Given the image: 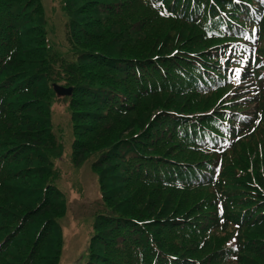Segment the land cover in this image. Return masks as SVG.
I'll return each mask as SVG.
<instances>
[{
    "label": "rangeland",
    "instance_id": "374dc122",
    "mask_svg": "<svg viewBox=\"0 0 264 264\" xmlns=\"http://www.w3.org/2000/svg\"><path fill=\"white\" fill-rule=\"evenodd\" d=\"M66 1L40 0L50 56L57 62L48 77L52 95L48 104L49 128L59 148L48 157L56 176L46 175L48 185L58 188L66 202L65 214L57 219L63 235L57 264H87L90 250L100 249L99 239L92 242L98 224H109L119 236L145 239L134 246L142 253L140 264H152L153 255L160 250L145 226L163 233L162 246L163 242L167 245L163 248L182 254L193 264H264V80L258 84L261 90L248 83L234 37L236 26L247 24L252 8L264 19V0H202L199 7L195 4L200 0H194L187 8L198 15L196 19L183 18L185 5L179 12L176 7L156 10L154 6L162 4L159 0H124L109 9L110 17L105 16L107 11L98 15L95 2L80 7L87 1ZM85 11L93 20L90 30L94 34L85 44L110 54L108 59L115 61L116 71L98 77L109 92H115L105 101L114 104L115 98L120 106L131 99L140 101L135 112L117 123L116 130L134 138L148 133L140 137L141 148L134 142L128 149L121 143L117 149L103 146L111 138H98V134L107 126L102 129L103 118L92 114L105 106L96 100L87 105L84 100L79 105L86 110L82 124L76 121L79 147L90 146L94 151L77 167L73 161L75 115L70 101L75 96L80 100L81 94L74 83L64 79L59 62L79 64L92 57L82 54L84 49L75 46L70 35L72 23ZM256 48L264 60V32ZM102 53H94L93 58H102ZM85 84L97 85V81ZM123 88L129 97L117 95ZM16 101L10 102L5 93L0 97V215L14 223L10 209L21 206L15 194L6 192L12 188L6 181L21 155L20 146L11 138L22 128L20 112L12 111ZM153 122L157 125L155 137ZM105 154L113 161L121 159L116 167L123 163L127 170L106 172L109 200L101 194L99 174L93 169ZM118 180H127L126 186L116 185ZM21 189L32 194L34 187L24 184ZM124 192L129 203L122 202ZM148 210L182 223L169 228L161 222L127 216ZM123 216L134 222L132 226L125 225L129 219ZM4 227L0 226V241L8 233ZM114 249L112 256H122L129 264L122 246ZM162 264L181 263L165 260Z\"/></svg>",
    "mask_w": 264,
    "mask_h": 264
},
{
    "label": "trees",
    "instance_id": "16d2710c",
    "mask_svg": "<svg viewBox=\"0 0 264 264\" xmlns=\"http://www.w3.org/2000/svg\"><path fill=\"white\" fill-rule=\"evenodd\" d=\"M82 1L73 0V2ZM86 1L80 7L92 1L95 2V9L98 15H104L105 11H107V15L105 16L110 17L112 13L109 9L114 8L115 5H120L124 0ZM159 1L162 4L159 7L154 6L156 10L160 11L164 7L168 9L176 7V11L179 12L182 10L183 5H185L186 8L183 12V18L193 16L196 19V16H198L194 12H190L187 8L194 0H170L169 4L163 0ZM65 2L67 3L66 0ZM152 2L155 3V0H152ZM164 3L166 4L165 6ZM201 3L202 0L195 5L199 7ZM66 6L65 8L69 9V6L68 8ZM201 15L199 12V16ZM89 16L88 11L79 13L76 17L77 22L71 25L70 35L75 46L84 49L82 54H87L92 57H88L89 60L84 58L79 64L76 62L70 63L69 61L59 62L60 69L64 73V79H68L71 83H74L78 89L77 92L81 94L80 100L75 96L70 101L72 114L75 115L73 125L74 134L77 137L73 143V148L76 151L73 161L77 167L83 164L87 156L94 151L90 146L86 148L85 146L79 147L81 140L79 138L78 123L76 121L82 124V115L86 110L79 105L84 100L87 105H92V102L96 100L97 102H102L105 106L98 112L92 114V116L100 115L103 118L102 121L104 124H102V129L107 126L103 132L98 134V138H111L103 146L117 149L118 145H120L119 143H121L128 149L130 143L134 142L133 145L141 148L142 140L140 137H147L148 133L144 132L141 136L134 138V136L124 137L123 132L116 130L119 122L123 118L129 117L128 114L136 111L137 107L140 106V101L131 99L124 106H120V101L115 98L114 104H107V101H105L107 99L106 96H109L108 94L113 91L109 92L105 88L107 84H103V80L101 78L98 79V77L104 74L106 76L107 72L112 73L113 69H116L114 67L115 61L108 59L111 56L110 54L102 53L101 49H96L92 46L88 47L85 44L86 42L90 43L94 35L90 30V25L93 20ZM44 19L45 10L40 0H0V97H3L5 93L10 99V102L12 100L18 101L16 106H12V111L16 110L20 112L19 117L22 123L21 130L11 134V138L16 142L14 145L20 146L21 155L13 162L14 171L6 181V183H9L8 187H12L8 188L6 192L8 194H15L17 205L21 207L10 209L11 215H14L16 219L15 223L10 218H7V222L4 221V216L0 215V226H5L4 230L8 232L0 241V264H57L63 245V235L57 219L65 214V198L58 188L51 184L48 185L46 178V175H49V178H55L56 176L52 173L51 167H49L48 157H50L49 152H53L59 146L55 142L54 136L49 128L51 115L50 105L48 104L52 98L48 85V77L53 73L52 67L57 62L55 58L52 59L50 56L51 51L48 46L49 40H46ZM254 24L258 25V31L262 37L264 32V19L262 22H254ZM243 33L244 31L241 32V35L234 37L241 41V43L247 44ZM99 42L100 40L96 41V43ZM102 45L106 46V43ZM96 52L102 53L104 56L98 59L93 58L96 56L94 54ZM260 68L264 69L263 66ZM260 75L255 74L256 78L260 77ZM87 80L92 82L97 81V85L87 86L85 84ZM123 89V92H116L117 95L129 97V93L126 92L125 88ZM134 94L138 95V91ZM43 101L46 104L42 103ZM89 113L92 112L88 110ZM8 117L11 118V114ZM148 122L150 123V121ZM113 125H115L114 128H112ZM45 130L46 132L43 133ZM152 131L155 137L157 125L154 122L152 124ZM138 138H140L138 141H134ZM117 156L120 157V155ZM118 161H121V159L113 161L105 154L93 166V169L99 174V181L102 187L101 191L105 200L110 199V197L107 198V191L109 189L107 190L106 185V172L110 170L115 173L116 171H121V169L124 170L123 173L127 172L123 163L121 168L116 167V163H119ZM18 165H21V167H18ZM126 175L129 177L128 174ZM128 180L131 181V179ZM126 181L118 180L116 185H120L121 187L126 186ZM24 184H29L34 187V189L30 190L32 194L31 192L27 194L24 189H21V185ZM121 198L123 199L122 202H130V197L125 192ZM127 216L138 219V221L151 220L153 224L156 222L159 224L158 222H161L164 227L170 226L169 228L182 223V221L179 222L170 215H162V212L154 214V211L151 210L141 215H135L134 217L130 214ZM126 218L129 219V222H126L125 225L132 226L133 221L128 217ZM119 219L117 218V220ZM262 219L264 220V218ZM148 227L145 226L144 229L148 230V234L151 235L156 246L160 248L159 253L153 255L152 264L154 262L156 264H162V261L165 260L170 263L172 261L176 263L180 262L181 264L194 263L182 254H174L171 250L163 248L166 245L163 242L162 246L163 233L161 231L155 232L157 231L156 227L154 228L155 231H150V227ZM185 228L188 229L187 226ZM96 239H99L97 245L100 249L95 250L93 247L90 250L92 256L87 264H125L124 257L118 256L116 258L112 256L113 250H115L114 247L118 245L122 246L121 251L126 254L129 259V264H140L142 261V253L139 254V248H134L135 245H142L143 241L145 242V239L141 237L135 238L132 234L119 236L118 234H113L109 224H106V227L103 224H98L95 226V235L92 242ZM157 240H159V243ZM27 247H30L29 250ZM148 252L151 253V250H148ZM3 258H8L9 260H4Z\"/></svg>",
    "mask_w": 264,
    "mask_h": 264
}]
</instances>
